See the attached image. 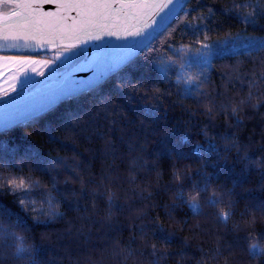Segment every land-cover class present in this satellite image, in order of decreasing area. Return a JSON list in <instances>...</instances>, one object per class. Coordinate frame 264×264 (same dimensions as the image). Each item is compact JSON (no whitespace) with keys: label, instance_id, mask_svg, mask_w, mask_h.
Instances as JSON below:
<instances>
[{"label":"trees","instance_id":"obj_1","mask_svg":"<svg viewBox=\"0 0 264 264\" xmlns=\"http://www.w3.org/2000/svg\"><path fill=\"white\" fill-rule=\"evenodd\" d=\"M245 3L246 0H192L189 11L195 15L206 12L209 7L214 10V15L206 21L211 29L206 42L237 33L241 40L264 41V13L256 17L255 24H246L242 15L245 8L240 7ZM226 6H233L232 11H226ZM254 7L255 0L248 4V10ZM203 36L204 32L201 31V39ZM193 40L191 28L181 25L171 38H167V43L174 47L189 45L194 52L200 46V41L193 43ZM167 43L157 42L155 47L161 50L160 53L134 56L121 71L106 80L101 90L62 102L54 112L47 113L27 127H12L0 133V145L8 150L9 158L16 160L14 169L5 166L0 169V175L11 173L22 177L31 174L38 179L39 174L30 173L32 166L27 163L21 165L19 160L26 149L34 148L45 160L64 158L69 165L79 160L81 166L91 162L92 171L98 178L103 141L91 135V129L97 126L107 133L109 118L100 111L107 107L114 113L111 119L116 125L109 135L116 141L118 150L115 163L119 171L116 175L121 179L115 181L116 187L113 189L118 195L117 203L124 200L120 184L123 183L125 190L129 187L127 169L131 159L128 156L130 143L137 148L143 145L147 167L152 169L147 175L143 170L136 173L140 177L137 184H150L149 191L154 197L151 201L138 202L141 208L149 205V221L136 220L137 227L148 223L144 230L148 239L129 227L131 221L127 211L113 217L111 224L116 230L101 229V222L107 223L102 220L107 213L106 198L97 199L95 214L91 200L83 202L82 207L87 204L90 217L84 220L78 218L83 212L77 214L69 211L66 203L61 202L59 210L65 213L62 219L51 221L47 227L34 226L27 231L13 229L27 245L38 246L39 251L32 253L35 264H125L123 256L117 253L120 248L128 247H131L133 255L127 264H225L226 260L228 264H264V251L250 254L253 248L250 245L264 249V212L260 211L264 207V163H261V158H264V107L258 111L251 107L244 108L239 127L222 112H215L211 118L204 115L211 102L216 105L221 103L217 93L227 91L229 96L239 99L249 90L247 83L241 85L239 80L228 83L222 77V70L228 66L236 68L241 74L248 73L250 76L253 71L258 74L261 65H264V51L247 49L249 45H233L230 48L214 45L223 50L212 58L213 66L207 70L211 86L206 90L211 94V99L197 97L196 100H201L197 104L196 100L184 97L181 78L186 80L189 76H200L202 66L198 65L199 60L192 58V66L183 70L176 65L169 70L168 79L161 77L153 63L159 55L169 54ZM11 53L6 51L3 54ZM117 84L120 86L117 87ZM133 84L138 87L133 88ZM258 85L259 91L264 92V82L258 80ZM154 86L160 89L157 99L152 98ZM152 106H155V114L147 111ZM69 115L80 117V123L72 131L65 128ZM50 128L53 130L51 137ZM85 131L91 139L84 135ZM205 131L218 151L204 153L201 158L193 154V147L205 143ZM223 136H227L228 140L222 139ZM182 137L188 138L187 143H181ZM233 137L236 145L230 146ZM177 153H184L186 158L178 160ZM139 154L133 152L132 156ZM246 154L251 157L250 160L244 159ZM174 170L181 180L174 178ZM49 175H58L63 180L67 172L57 167ZM44 180L47 181L48 176ZM206 183L209 185L206 192L193 191V186L203 188ZM213 194L222 197L216 207L207 203L208 197ZM45 196L46 192L34 189L29 198L36 201L35 207L39 208ZM192 196H196L200 203L199 215H194L187 206ZM173 202L178 206L172 213L175 223L170 225V230L174 227L177 236L173 238L170 248L176 251L165 256L161 254L163 249L158 248L156 255H153L150 218L163 216L166 207ZM12 203L13 197L6 195L0 201V206L14 211ZM229 208L232 215L225 225L218 216L221 209ZM42 233L46 234V239H42ZM131 236L136 237L135 242L130 241ZM160 238L166 239L167 236L162 234ZM217 248L221 249L222 255L217 254ZM12 251L11 248H0V264H30L27 258L12 260Z\"/></svg>","mask_w":264,"mask_h":264},{"label":"snow or ice","instance_id":"obj_2","mask_svg":"<svg viewBox=\"0 0 264 264\" xmlns=\"http://www.w3.org/2000/svg\"><path fill=\"white\" fill-rule=\"evenodd\" d=\"M251 3L253 0H246V3L240 6L245 8L242 15L246 24H255L256 17L264 13V7H262L264 0H255V7L248 10V4ZM191 5L192 0H0V82H4L6 76L9 81H14L11 92H7L3 83H0V100H7L19 92L21 84L34 74L44 79L62 61L77 53L88 57V45H99L106 40L121 41L124 45L117 56L109 54L105 57L102 53L96 61L91 63L92 57L80 61L85 67L80 68L78 72L93 73L86 86L67 89L56 104L45 111L33 114L26 120L8 124L0 123V133L12 127H27L47 113L54 112L58 104L80 95L101 90L106 80L112 74L121 71L126 64L132 61L134 56L160 53L161 50L155 47L157 42L167 43V38H171L181 25L191 28L194 36L193 43L200 41V46L193 52L189 45L174 47L171 43H167L169 54L159 55L153 60V63L159 69L161 77L168 79L170 69L176 65H179L180 70L191 67L192 58H198V65L202 66L200 76L195 78L189 76L186 80L181 78L182 92L186 99L196 100L197 97H200L210 100L211 94L206 88L211 86V77L207 70L213 66L212 58L218 56V51L223 50V48L218 49L214 45H223L224 48H230L233 45L238 47L249 45L246 47L247 49L264 51V41L241 40L238 39L239 33H237L216 41L206 42L211 32L206 21L214 15V10L209 7L206 12H197L195 15H191L189 11ZM233 6H226L225 10L232 11ZM190 15L191 18H189ZM6 28L16 31L6 33ZM201 31L204 32L202 39ZM11 50L15 51L11 54H3L6 51L11 52ZM101 60L105 68L104 71L100 70ZM4 61H20L22 63L10 67L4 64ZM29 61L33 65L36 63L45 65V70L36 73L35 68L27 64ZM14 72L17 74L13 75ZM222 77L226 78L230 84L234 80H239L241 85L247 83L249 90L239 99L229 96L227 91L217 93L221 103L216 105L211 102L204 115L211 118L215 112H222L228 119L234 120V125L239 127L244 108L251 107L258 111L264 107V92L259 91L258 85V80L264 82V65H261L258 74L253 71L250 76L248 73H239L234 67L226 66L222 70ZM119 86L120 84H117V87ZM132 87L137 88L138 86L133 84ZM233 87H235L234 84ZM159 93L160 89L154 86L152 98L157 99ZM196 102L199 104L201 100H196ZM100 111L109 118V128L107 133L101 131V128L97 126H93L91 129V135L98 136L103 141L100 152L102 165L98 178L92 171L91 162L81 166L82 162L79 160L72 165H69L64 158L59 157L45 160L43 155L34 148L26 149L19 160L21 165L30 164L32 166L30 173L39 174L38 179L33 178L31 174L22 177L11 173L0 175V201L4 200L6 195H11L14 200L12 205L15 206L14 211L11 208L0 206V248L13 249L12 260L21 261L27 258L30 264H35L32 253L39 251L38 246L27 245L13 229L27 231L34 226L47 227L51 221L62 219L65 213L59 210L58 205L61 202L66 203L69 211L77 214L83 212V215H79L78 218L84 220L90 219V217L87 204L82 207V203L90 199L93 214H95L97 199L106 198L107 213L102 220L107 223L101 222V229L116 230L115 226L111 224L113 217L127 211L131 221L129 227L134 232L138 231L142 238L148 239L144 231L145 227L149 226L148 223H142L138 227L136 225V220L149 221L147 210L149 205L145 204L141 208L138 202L151 201L154 198L152 192L149 191L150 184H143V182L142 186L137 184L140 179L136 175L138 171L143 170L145 175L152 171L147 167L148 162L143 155L144 147L141 145L137 148L131 143L128 145V156L131 157L127 169L129 187L125 190L123 183L120 184V190L124 191V200L123 203H117L118 195L113 189L116 187L115 181L121 179L119 175H116L119 171L115 163L118 158V150L116 141L109 135L116 127L111 119L114 113L107 107L101 108ZM147 111L155 114V106ZM79 123L78 115H69L65 121V128L67 131H72ZM52 131L50 128V137ZM203 134L205 143L193 147V154L201 158L204 153L218 151L216 144L207 136L206 131ZM84 135L91 139L87 131L84 132ZM222 139L228 140V137L223 136ZM187 141V137L181 138V143H187ZM235 145L236 140L233 137L230 146ZM225 150L227 151L228 148ZM7 152L8 150L0 145V169L5 166L14 169L16 166V160L9 158ZM133 152L140 154L132 156ZM183 158H186L184 153H177L178 160ZM244 159L250 160L251 157L246 154ZM261 163H264V158H261ZM57 167L63 168L67 172L63 180L59 179L58 175H49ZM45 176H48L47 181L44 180ZM173 176L177 181L182 179L175 170ZM208 187L207 183L203 188L193 186V191L203 193L208 190ZM34 189L47 193L39 208L35 207L36 201L29 198ZM221 201L222 197L218 198L216 194H213L208 197L207 203L209 206L216 207ZM177 206L173 202L166 207L163 216L150 218L153 255H156L158 248L163 249L161 254L165 256L176 251L170 248L173 238L177 236L174 227L170 230V225L175 223L172 213ZM187 206L194 215L200 214V203L196 196L191 197ZM151 207L154 208L155 205H151ZM260 211L264 212V207ZM231 215V208L221 209L218 219L226 225ZM29 218H31V224H29ZM92 222L96 223V221ZM162 234H166L167 238H160ZM41 236L42 239L47 238L44 233ZM129 239L131 242H135L136 237L131 236ZM116 246L118 247V245ZM216 251L218 255L223 254L220 248H217ZM258 251H264V249L253 246L250 254L256 255ZM117 255H122L125 264H127L133 251L131 247L120 248ZM225 264H228L227 260Z\"/></svg>","mask_w":264,"mask_h":264},{"label":"water","instance_id":"obj_3","mask_svg":"<svg viewBox=\"0 0 264 264\" xmlns=\"http://www.w3.org/2000/svg\"><path fill=\"white\" fill-rule=\"evenodd\" d=\"M14 29L6 28V33H13ZM124 47L121 41L106 40L102 44L88 45V57L83 55L76 63L64 72L54 75L49 80L25 91L15 97L0 102V123H15L30 118L33 114L47 110L56 104L62 94L69 88L84 87L90 82L92 72L80 73V68L85 67L82 60L96 61L101 54L107 57L119 55ZM15 50H11L14 52ZM9 52V51H8ZM100 70L104 71L103 61H100Z\"/></svg>","mask_w":264,"mask_h":264},{"label":"rangeland","instance_id":"obj_4","mask_svg":"<svg viewBox=\"0 0 264 264\" xmlns=\"http://www.w3.org/2000/svg\"><path fill=\"white\" fill-rule=\"evenodd\" d=\"M82 53H77L76 55L72 56L71 58L62 61L56 68L52 69L49 74L44 78L41 79V77L39 75H33L32 77H29L25 82H23L21 84L20 90L19 92H17L15 95L9 97L8 99L15 97L25 91L30 90L31 88L49 80L50 78H52L54 75L59 74L61 72H64L65 70H67L69 67H71L74 63L77 62L78 58L81 56ZM7 55V54H5ZM49 58H51V56H49ZM198 60V58H196ZM22 62L20 61H4V64L10 66V67H14L15 65H18ZM27 64L31 67L35 68V72L36 73H40L43 72L45 70V65L40 64V63H36L35 65H33V63L31 61L27 62ZM17 73H13V75H15ZM3 83V87L7 92H11L12 91V86L14 84V81H9L7 76L5 77V81L4 82H0ZM7 99V100H8ZM5 100H0V102H3Z\"/></svg>","mask_w":264,"mask_h":264},{"label":"clouds","instance_id":"obj_5","mask_svg":"<svg viewBox=\"0 0 264 264\" xmlns=\"http://www.w3.org/2000/svg\"><path fill=\"white\" fill-rule=\"evenodd\" d=\"M251 246H254V245H250V247H251Z\"/></svg>","mask_w":264,"mask_h":264}]
</instances>
